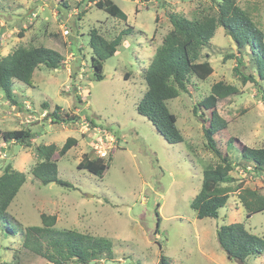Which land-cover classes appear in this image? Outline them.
I'll return each mask as SVG.
<instances>
[{"label":"rangeland","instance_id":"1","mask_svg":"<svg viewBox=\"0 0 264 264\" xmlns=\"http://www.w3.org/2000/svg\"><path fill=\"white\" fill-rule=\"evenodd\" d=\"M111 1L125 14V21L109 16L89 0H0V56L19 46H43L65 60L59 69L36 70L32 86L13 81L15 105L0 90V174L7 164L28 174L36 161V146L53 144L59 149L67 138L77 140L65 155L53 156L58 178L70 187L43 186L27 175L7 209L8 221L0 220V264H45L20 247L17 239L19 225L38 226L41 214L54 216L56 228H73L110 241L113 259L102 257L99 264H158L161 256L168 264H240L226 257L216 230L243 223L248 232L264 239V211L246 218L239 191L229 196L216 219H197L190 203L200 190L203 169L216 163L202 132L208 111L197 107L212 84L222 81L238 90L217 103L218 114L227 123L214 137L219 149L226 152L229 138L249 147H264V98L256 86L242 79V74L255 75L250 51L246 48L238 55L230 37L217 28L201 59L209 61L212 74L205 80L191 77L188 93L167 103L183 138L170 144L137 113L146 89L142 69L170 30L169 13L194 17L206 13L210 2ZM236 3L264 30V0ZM127 28L130 31L122 36L116 54L104 61V78L90 80L89 31L98 29L112 39ZM64 30L68 35H63ZM237 58L242 66L237 65ZM43 103L49 106L48 112L58 106L62 116L79 120L73 125L50 124ZM15 129H30L37 135L31 147L3 142L1 134ZM227 153L237 163L230 173L232 186L240 184L242 189L264 194V174L245 173L242 165L246 164L234 147ZM97 156L107 159L101 177L77 169L83 158ZM156 206L159 225L154 234ZM243 264H264V252Z\"/></svg>","mask_w":264,"mask_h":264},{"label":"trees","instance_id":"2","mask_svg":"<svg viewBox=\"0 0 264 264\" xmlns=\"http://www.w3.org/2000/svg\"><path fill=\"white\" fill-rule=\"evenodd\" d=\"M89 2L113 18L126 20L125 14L111 0H89ZM209 2L206 13L194 17L188 18L178 13H169L170 30L155 49L149 65L142 69L141 75L146 89L137 106V113L145 117L170 144L180 143L183 138L176 126V117L169 111L167 103L177 98L180 93H188L191 77L205 80L212 74L213 69L209 61L201 59L202 52L211 45L210 40L214 37L217 28H222L224 34L230 37L238 55L246 48L249 49V61L255 75L242 74V79L244 83L251 82L256 86L264 98V30L237 5L236 0H209ZM63 6L66 7V4ZM156 20L157 17L155 23ZM128 31L130 28L120 31L112 39L105 38L98 29L89 31L88 44L91 52L89 65L92 70L90 80L100 81L104 78V61L116 54L122 36ZM64 61L60 53L50 48L16 47L7 55L0 56V90L5 93L10 104L15 105L11 97L13 81L32 86L33 74L36 70L41 68L56 70L64 64ZM236 61L238 66L243 65L241 58H237ZM75 75L76 72L71 74L73 79ZM237 93L235 86L219 81L211 85L209 94L197 104L199 109L208 111L207 119L202 120V132L207 149L216 159L214 165H208L203 169L200 190L190 203V208L197 219L218 218L219 210L226 205L229 196L237 191L246 218L264 211V194L250 188L242 189L240 184L232 186L234 180L230 173L236 169L237 163L229 158L227 153L228 149L234 147L240 155V161L246 164L242 165L244 172L262 175L264 147H249L238 139L229 138L226 152L223 153L214 138L227 126L216 109L218 101ZM76 99L80 102L78 96ZM42 107L45 120L50 124L73 125L79 120L78 116H62L58 106H55L51 112H48L49 106L46 103H43ZM194 110L196 113V109ZM36 136L30 129H15L1 134L3 142L19 144L25 148L31 147ZM76 143V139L67 138L59 149L53 144L36 146V161L28 174L14 170L9 164L4 167L0 174L1 221H8L7 209L26 183L27 175H31L43 186L55 183L62 187H70V184L58 178L57 162L53 156L55 153L59 156L65 155ZM106 161L104 156L83 158L77 164V169L101 177L107 168ZM158 209L159 206H156L157 218ZM158 225L159 218L154 234L158 232ZM19 226L17 239L20 247L42 258L46 261L45 264H99L102 257L113 259L110 241L73 228H56L54 216L41 214L40 225ZM216 240L226 257L240 264H243L248 257L260 256L264 252V239L248 232L243 223L220 226L216 230ZM158 264H168L167 258L161 256Z\"/></svg>","mask_w":264,"mask_h":264},{"label":"built area","instance_id":"3","mask_svg":"<svg viewBox=\"0 0 264 264\" xmlns=\"http://www.w3.org/2000/svg\"><path fill=\"white\" fill-rule=\"evenodd\" d=\"M63 35H68V30H64Z\"/></svg>","mask_w":264,"mask_h":264},{"label":"crops","instance_id":"4","mask_svg":"<svg viewBox=\"0 0 264 264\" xmlns=\"http://www.w3.org/2000/svg\"><path fill=\"white\" fill-rule=\"evenodd\" d=\"M73 55V54H72ZM75 59V58H74Z\"/></svg>","mask_w":264,"mask_h":264}]
</instances>
